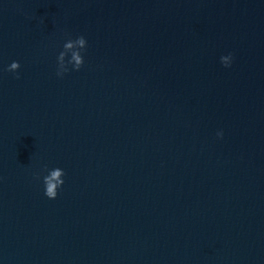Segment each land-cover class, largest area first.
I'll return each instance as SVG.
<instances>
[{
  "label": "water",
  "instance_id": "obj_1",
  "mask_svg": "<svg viewBox=\"0 0 264 264\" xmlns=\"http://www.w3.org/2000/svg\"><path fill=\"white\" fill-rule=\"evenodd\" d=\"M0 264H264V0H0Z\"/></svg>",
  "mask_w": 264,
  "mask_h": 264
},
{
  "label": "clouds",
  "instance_id": "obj_2",
  "mask_svg": "<svg viewBox=\"0 0 264 264\" xmlns=\"http://www.w3.org/2000/svg\"><path fill=\"white\" fill-rule=\"evenodd\" d=\"M77 43H79L82 47V49H85L86 47V39L84 36H79L77 39ZM65 48L70 49L72 48V43L68 42L64 45ZM64 57H65V52L61 51L59 53V56L57 57L58 60V69H57V75L58 76H63V74L69 69L67 68L65 62H64ZM231 54L225 55L221 57L222 63L227 67L230 66L231 62ZM72 60L75 61L74 64H72L73 68L75 70H79V68L82 66L84 60L83 56L81 55V52H73L72 53ZM69 64H71V61H68ZM20 68V63L19 61H13L9 66H8V71L15 72L17 69ZM17 78H19V74L17 73ZM218 136H222V132L217 133ZM65 175V172L62 168L56 167L54 169H51L49 171V174L44 176V184H45V195L48 198L54 199L56 198L58 194V189L63 185L64 180L63 176Z\"/></svg>",
  "mask_w": 264,
  "mask_h": 264
}]
</instances>
